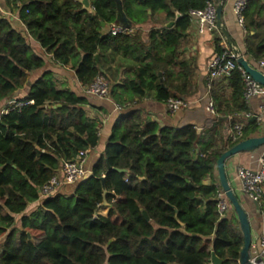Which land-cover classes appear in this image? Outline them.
Listing matches in <instances>:
<instances>
[{"label": "trees", "instance_id": "obj_1", "mask_svg": "<svg viewBox=\"0 0 264 264\" xmlns=\"http://www.w3.org/2000/svg\"><path fill=\"white\" fill-rule=\"evenodd\" d=\"M205 1L90 0L88 12L76 0H6L26 36L10 16L0 14V102L46 64L28 37L56 64H70L84 87L105 75V53L131 60V77L113 86L108 81L109 94L121 106L140 100L146 91H154L158 101L185 97L193 73L179 58L178 47L190 11L202 9ZM156 11L174 23L150 29L146 40L136 32L110 35L103 30L122 16L142 24ZM214 41L219 54L220 39ZM225 81L229 97L215 89L211 96L217 116L234 118L247 112L241 73L234 68ZM21 100L23 105L13 104L0 116V264H204L212 251L221 264H238L243 244L238 223L229 213L221 216L215 201L216 160L234 145L223 141L221 118L198 133L192 125L160 126L144 108L123 111L91 175L69 191L39 199L40 188L63 159L97 145L99 129L87 116V98L58 88L50 70L41 71ZM256 130L255 122L247 120L241 140ZM207 178L210 184L201 185ZM104 198L106 216L96 214ZM35 201L39 204L25 212Z\"/></svg>", "mask_w": 264, "mask_h": 264}, {"label": "crops", "instance_id": "obj_2", "mask_svg": "<svg viewBox=\"0 0 264 264\" xmlns=\"http://www.w3.org/2000/svg\"><path fill=\"white\" fill-rule=\"evenodd\" d=\"M212 1L216 4L218 2L222 3V24L234 43L233 47L244 56L252 67L258 69L257 61L264 56V49H258L259 45L264 46V0H260V2L251 0L247 10L245 9L244 27H240L236 23V17L233 12L234 0ZM0 7L4 10V14L10 16L16 27L26 36L25 27L18 18L16 10L8 7L6 0H0ZM148 13H151L150 10ZM165 15L164 11H156L142 24L129 23L135 26L136 33H140L142 38L146 40L150 29L161 28L168 22L173 21L169 20ZM123 18L124 16L119 18L117 22L127 24ZM107 27L108 25L103 30L107 31ZM215 38L220 39L221 47L224 45L229 47L227 40L218 29L208 30L206 25L201 24L196 17H190V24L178 47L179 58L188 62L193 73L190 91L185 96L190 102L188 108L171 113L163 100L158 101L154 98V91H146V95L140 100L135 97L131 101L124 102V104H127L125 105V111L144 108L150 120L158 123L160 126L192 125L199 130L198 133L210 128L216 123V119L219 117L225 122L221 126L223 129L222 137L225 142L228 127L231 121H233L232 115L229 114L226 118L213 116L206 111V106L209 100L212 99V89H215V92L223 96L224 99H227L230 94V89L225 81L226 77L210 79L207 71V61L218 54L214 41ZM28 41L34 50L45 59L46 64L40 71L28 74L23 86L0 102V116L13 105V101L21 100L27 96L31 83L39 76L42 70L52 71L58 88L70 89L87 98L89 102L86 107L87 116L97 122L99 129L98 143L88 151L83 165L88 175H91L94 163L104 152L111 127L121 112L115 109V101L110 94L107 98H97L86 94L84 91L85 87L79 83L75 70L70 64L65 66L56 64L53 62L51 55L41 48L34 39L28 37ZM101 65L103 66L102 71H105L106 80L107 82L109 81V85L111 86L122 84L131 77L134 69V63L131 60L111 52H107L101 57ZM262 100L263 95L257 94L252 96L247 103L245 102L247 112L252 115L251 121H254L257 126V130L248 137L264 135V113L260 110ZM221 108L224 109L225 106L223 105ZM239 113L243 112L241 111ZM262 155H264V145L255 150L239 152L228 157L225 160L224 166L228 182L248 214L252 236L250 254L253 258H260L264 264V258L260 256L258 250V242L264 236V193L258 201L259 208H257L255 202L251 201L241 192L239 182L236 178L237 169L240 167L257 170L259 167L258 159ZM214 177L217 178L216 169L214 170ZM216 184H218V180ZM72 187L73 184H67L62 187L61 192L69 191ZM38 204L39 201L28 204L25 212ZM107 211L108 207L102 205V207L98 208L96 214L106 216ZM227 213L236 219V215L232 209ZM16 216L20 217L21 214H17Z\"/></svg>", "mask_w": 264, "mask_h": 264}, {"label": "built area", "instance_id": "obj_3", "mask_svg": "<svg viewBox=\"0 0 264 264\" xmlns=\"http://www.w3.org/2000/svg\"><path fill=\"white\" fill-rule=\"evenodd\" d=\"M249 0H234L233 12L236 17V23L240 27H244V11L246 9ZM0 14H4V10L0 7ZM190 17H196L201 24L206 25L208 30H215L216 27V3L212 0H206L205 5L202 9L191 10ZM107 32L110 35L116 34H134L136 27L133 25L122 24L118 22H112L107 27ZM221 53L207 61V71L210 79H218L229 76L230 72L237 68L242 76L244 84L243 100H248L257 94L263 95V100L260 106V110L264 113V86L255 81L244 68L237 63L238 54L232 50L231 47L224 45ZM258 69L264 74V56L258 61ZM84 91L86 94L97 97L107 98L109 96V85L104 75H97L91 84L85 86ZM168 110L171 113H175L179 110L186 109L189 107L190 102L187 98L181 96H170L165 101ZM16 106H21L25 102L23 100H16L12 102ZM115 109L123 112L125 106L115 102ZM206 111L217 116L216 106L212 99L209 100ZM252 115L249 112L235 113L234 122L228 128L227 142L229 144H236L241 140L243 127L247 120H251ZM90 149L80 150L74 158L63 159L60 167L56 170L55 174L40 188L39 199L53 196L59 192L63 186L67 184H74L79 180L88 177V173L84 169V162L86 155ZM259 167L257 170L250 168L240 167L237 169L236 178L240 185V190L244 193L251 201L258 202L264 193V155L258 159ZM215 201L216 209L222 216L227 213L231 207L227 201L224 191L216 185ZM102 207V205L100 206ZM99 207V208H100ZM259 254L264 258V236H262L258 242ZM204 264H211L206 262ZM263 264V261L262 263Z\"/></svg>", "mask_w": 264, "mask_h": 264}, {"label": "water", "instance_id": "obj_4", "mask_svg": "<svg viewBox=\"0 0 264 264\" xmlns=\"http://www.w3.org/2000/svg\"><path fill=\"white\" fill-rule=\"evenodd\" d=\"M76 1L80 3L82 10H86L88 12L92 11V6H91L90 0H76ZM177 17H179L178 12H176V18ZM123 20L127 22V25H130L129 21L125 17L123 18ZM173 23H174L173 21L168 22L167 24H165V27H171L173 25ZM102 25H104L103 22H102ZM216 27L220 31V33L225 37V39L227 40L229 47H231L232 50H234V52H236L238 54L237 63L239 65H241L244 68V70L255 81H257L258 83H260L261 85L264 86V74L261 71H259L258 69L252 67L248 63V61L244 58V56L241 55L239 53V51L233 47L234 43L232 42L226 28L222 24V3L221 2H218L216 4ZM96 58H97V55H96ZM53 107H55V106H53ZM223 119H226V118H223ZM197 132H199V130H197ZM263 145H264V135L247 137L245 139L240 140L239 142H237L236 144H234L233 146H231L230 148H228L224 152H222L220 154V156L217 158L216 164H215L218 184L222 188V190L224 191L225 196L227 198V201H228L231 209L233 210V212L236 215L238 227H239V230H240L242 238H243V244H242V247L240 249L239 257H238V264H261L262 260L260 258H253V256H251V254H250L251 237H252L251 236L250 221L248 218V214H247L246 210L244 209L240 199L238 198V196L234 192L233 188L231 187L230 183L228 182V179L226 177V171H225L224 163L228 157H230L234 154H237V153L243 152V151H252V150H255V149H257ZM13 167H15V165H13ZM108 169H112V168L110 166H108ZM117 170L120 172H127L128 171L126 169H117ZM100 180L102 182L103 197H105L107 190H106L105 185H104V176H101ZM200 184L201 185H208V184H210V180L205 179V180L201 181ZM102 205L105 207L108 205L105 198H104ZM255 205L257 208H259L258 202H255ZM142 213H143L144 218L149 220V217L144 210L142 211ZM28 238L31 239L30 234H28ZM210 262H211V264H221L222 263L221 259L218 258L213 251L211 252Z\"/></svg>", "mask_w": 264, "mask_h": 264}, {"label": "rangeland", "instance_id": "obj_5", "mask_svg": "<svg viewBox=\"0 0 264 264\" xmlns=\"http://www.w3.org/2000/svg\"><path fill=\"white\" fill-rule=\"evenodd\" d=\"M18 218H19V216H16V217H15V219H18ZM10 229H11V228H8V231H9ZM2 236H3V235L0 234V253H1V245H2V241H3V237H2ZM37 238H38V237L35 236V239H34V240H35V241H38Z\"/></svg>", "mask_w": 264, "mask_h": 264}]
</instances>
